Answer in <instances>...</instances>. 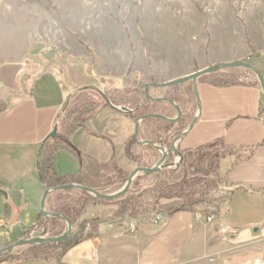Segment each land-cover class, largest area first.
Masks as SVG:
<instances>
[{
	"label": "crops",
	"instance_id": "1",
	"mask_svg": "<svg viewBox=\"0 0 264 264\" xmlns=\"http://www.w3.org/2000/svg\"><path fill=\"white\" fill-rule=\"evenodd\" d=\"M35 12L37 9H32L27 18L16 16L8 24L9 30H15L0 35V188L7 195L5 198L0 194V248L30 237L31 228L40 218L46 221L50 218L39 213L45 188L39 181L37 166L45 148L43 143L70 92L99 85L94 82L95 73L84 75L79 66L65 68L61 61H47L35 52L34 38L30 40L33 47L30 45L27 52H22L29 41L18 28L40 27L42 16ZM248 50L231 61L245 59L251 54ZM27 56L33 57L26 61ZM81 74L88 79L86 83L74 78ZM103 77L107 79V74ZM52 90L57 92L56 96L51 95ZM196 90L200 114L179 140L178 148L193 149L221 140L232 149L219 163L222 184L229 187V192L218 202L213 220L207 222L204 215L196 212L177 211L163 214L157 224L150 221L151 224L138 226L135 233H129L114 225L115 209L107 206V239L102 243L87 236L58 259L3 260L0 264H208L202 257L217 251L225 241L234 245L252 241L264 244V93L257 85H217L208 78L197 79ZM196 105L195 102L193 116ZM134 127L132 119L104 106L85 122V129L72 132L68 141L99 163L114 155L116 163L130 172L134 164L124 155V142L133 135ZM66 157L79 163L68 150L60 151L55 158L59 176L76 174L65 169L70 163L58 170L60 160ZM52 194L45 201L47 210ZM92 205L98 206L92 201L85 202L81 219L94 217Z\"/></svg>",
	"mask_w": 264,
	"mask_h": 264
},
{
	"label": "rangeland",
	"instance_id": "2",
	"mask_svg": "<svg viewBox=\"0 0 264 264\" xmlns=\"http://www.w3.org/2000/svg\"><path fill=\"white\" fill-rule=\"evenodd\" d=\"M32 9H37V16H42L41 26L34 29L18 28L23 33V38L29 41V46L25 44L22 52H27L30 45L33 47L34 44L30 43V40L34 38V48H37L35 52L42 54L47 61H61L65 68L75 69L79 66L84 75L95 73L96 80L90 82L99 84L92 86L95 88L92 91L78 93V89H74L69 94L72 98L69 100L68 96L66 97L64 107L61 108H65V117L58 121L56 136L46 138L47 141H52V146H46L39 156L45 162L40 174L47 178L51 173L48 170V159L53 150L64 141L66 126L74 123L75 116H72V111L80 103L93 101L101 106L100 111L105 106L104 99L108 96L117 107L133 108L149 101L144 95L146 83H163L205 66L235 60L233 58L241 56L249 51L248 49L251 54L240 61L250 62L257 69L260 68V72H264V0H0V35L5 36L8 31L15 30H9L8 24L12 20L15 21L16 16H31ZM217 73V79H223L227 83L256 81V84H259L256 76L247 69L225 68ZM104 74H107V79L103 77ZM74 78H79L77 80H81L80 83L88 81L82 74ZM210 78L214 80V77H209L208 80ZM186 85H189V81L182 83L181 89ZM181 91L179 90L180 93ZM148 92L154 97H167L169 93L176 96L172 90L156 86L149 88ZM56 94L55 90L51 91L52 96ZM177 103L186 115L190 113L193 116L194 102L190 105L189 101L181 96ZM56 157L57 155L51 161V168L58 175L55 171ZM63 159L60 160L58 170L70 163V167L65 169L78 173L83 182L94 181L92 177L104 179L109 173L106 166H99L90 159L84 163H81L79 158V163L75 159L72 162L68 157ZM37 174L39 178L38 167ZM150 179L145 182H150ZM39 181L46 188L40 178ZM213 190L208 196L211 199H214L215 195ZM51 196L53 198L51 197L47 204L50 210L54 208L51 211L61 208L67 210L77 203L79 206L76 209H80V206L85 208V202H94L92 195L89 198L79 196L78 199L72 195ZM152 196L148 195L143 205H151L153 200H156ZM179 202L178 197L157 199L159 205L161 203L166 207L175 206ZM97 204L98 206L92 205L95 214L89 219L95 218L101 223L86 224L83 234L87 229L86 237L93 236L100 244L102 240L107 239V206L116 210L117 205L115 202ZM208 206L211 205L207 204L206 207ZM115 210L114 225L127 232L129 231L118 222L121 218L132 219L137 227L149 225L153 219H150L151 214L145 213L144 210L135 211V217H120ZM209 211H217V208ZM52 219L56 220L59 226H55ZM65 228L66 224L61 219L50 217L46 221L40 218L31 228L33 231L28 238L57 236ZM224 243L217 251L202 258L207 260L208 264H264V244L259 241L236 245L228 241ZM59 249L62 248L59 247L56 251ZM31 257L29 252L18 246L2 259L22 262ZM2 259L0 258V261H3Z\"/></svg>",
	"mask_w": 264,
	"mask_h": 264
},
{
	"label": "trees",
	"instance_id": "3",
	"mask_svg": "<svg viewBox=\"0 0 264 264\" xmlns=\"http://www.w3.org/2000/svg\"><path fill=\"white\" fill-rule=\"evenodd\" d=\"M30 58V56H27L24 60H27ZM221 72L223 70H220ZM218 71L202 75L198 77L197 79H206V77H214V80L210 78V82L217 85H226V84H236L232 82H228L225 80L217 79L218 75L216 74ZM216 76V77H215ZM220 77V76H219ZM248 84L252 85H259L255 82H249ZM179 85L173 86L169 88L173 91L176 96H174L172 93H169V98L172 101H180L181 96H184L187 101H189L190 105L192 103H195V97L192 92V86L186 85V87H183ZM188 86V87H187ZM260 86V85H259ZM258 86V87H259ZM93 87L87 86L82 87L78 89V93L84 92V91H92ZM97 90V89H96ZM179 90H182L181 93ZM75 96V95H74ZM69 100L72 98V95L67 97ZM104 105H107V99H104ZM64 107V106H63ZM76 109L72 111V116H75L73 119V124H70L69 126H66L65 131V139L63 142H61L58 147H56L53 150V153L51 154L50 158L48 159V170L51 171L50 176L44 177L42 174H40L41 168L44 167V161L39 158V164H38V171H39V178L41 182L45 185L46 188L53 187L60 184L65 183H77V184H83L91 188H98V191L101 193H111L112 191H115L119 188H121L125 176H127V173L124 171H118V175L116 173H113V175L107 176L104 179H97L96 177H92L94 181L91 182H83L81 177H78L76 174H67L63 176L56 175L53 171L51 161L52 159L62 150H68L73 156H75L77 159L79 158L80 162L84 163L87 161V159H90L93 161V163L99 165V166H107V163H99L94 158H91L90 156H87L85 154H82L79 152L75 147H73L69 141L66 135L68 136L75 130L82 128L85 129V122L96 115L99 112V109L101 106L96 104L95 102H85L80 103L78 106H75ZM65 108L61 109L59 114L57 115L54 125L58 128L59 125V119H63L65 117ZM62 114V115H61ZM62 116V118H61ZM192 118V115L190 113H187L178 123H177V129H184L189 123V120ZM166 125H170L167 123ZM174 137V135L171 136V139ZM157 143H164L168 144L169 142L162 141L159 139H156ZM52 141H45L43 143V147L46 146H52ZM130 140H128L125 144V154L130 159H135L133 156V153L131 151V144ZM232 149L225 146L221 140H215L211 143H207L204 145H200L193 149H186V150H178L181 161L179 166L176 169H169L165 167L159 172L152 173L150 175L141 174L137 176L134 181L131 183L129 188L122 194L121 196L114 198L112 200H102L93 197V200L95 203H116L117 209L115 210V213L117 215L121 216H128V217H135L136 212H141V210L146 211L145 213H150V219H152L155 214L157 213H163V214H172L177 211H194L199 213L206 212V205L209 204L211 201H213L211 198H209V193L211 190L215 189L219 184L223 182V176H221L218 172L219 170V163L220 160L224 157V154L227 152H231ZM142 155L148 156L156 154V151L152 147H147L142 149ZM173 157L172 155H168L167 157V163H170L172 161ZM112 163V160L109 162ZM146 167L149 166L148 162H144ZM81 168V166L79 167ZM46 176V175H45ZM148 178H151L150 182H145ZM116 179H119L117 181V184H115ZM99 180V181H98ZM100 183V184H97ZM45 188V189H46ZM58 192H64L68 196L72 195L77 198H80L79 196L89 198L91 195L80 190L76 189H68V190H61V191H54L53 194H56ZM148 195H153L152 197L156 200H153L151 205H143L144 199ZM206 196V198H205ZM180 198V202L176 203L175 206L166 207V205H160L157 203L158 198H166V199H173V198ZM77 198V199H78ZM141 200V201H140ZM68 206V205H67ZM78 203L71 205L70 209H55L56 212L62 213L64 216L68 217L69 220L72 223V235L68 239H66L63 242H56V243H48V244H41V245H22L19 247H22L24 250L29 252L32 257L30 259L24 260L22 262L30 261V260H36V259H42V260H49V259H58L61 254L68 249L69 247L79 243L81 240L86 238V235L83 234V229L86 224L91 225V223H98L97 219L87 220V219H81V215L83 213L84 208L81 206L78 208ZM52 222L55 223V226H59V223L56 220L52 219ZM94 225V224H93ZM81 231V233H79ZM61 233V232H60ZM79 233V234H78ZM61 247L62 249H59V251H56L57 248ZM18 248V247H16ZM11 251L7 252L3 256L10 255ZM1 256L0 258L2 259ZM2 260L5 261V258Z\"/></svg>",
	"mask_w": 264,
	"mask_h": 264
},
{
	"label": "water",
	"instance_id": "4",
	"mask_svg": "<svg viewBox=\"0 0 264 264\" xmlns=\"http://www.w3.org/2000/svg\"><path fill=\"white\" fill-rule=\"evenodd\" d=\"M225 68H243V69H247V70L251 71L256 76V78L259 82L260 88L264 93V75L252 63L245 62V61H228V62L216 63V64H212L209 66H205L201 69L193 71V72L186 74L184 76L175 78L173 80H169V81H166L163 83L146 85L145 94L149 99H153L148 94L147 89L149 86H156V87L164 88V87H168V86L182 84V83L187 82V81H191L192 87H193V92L195 95V101L197 104V112L194 114V116H193L191 122L188 124V126L184 130H182L181 132H179L177 134V136L174 138V140L172 141L170 146H168L167 148H160V151H161L160 154L161 155H160V158L155 163V165L151 168H142V167L135 168L126 178L124 185L118 191L113 192V193H101L94 188H91V187H88V186H85L82 184H76V183H65V184H60V185H56V186L44 189L42 196H41V199H40L39 213L42 216L61 219L66 224L65 230L61 234H59L57 236H53V237H31V238L18 239L16 241H14L13 243L0 248V257L5 255L7 252L11 251L12 249H14L15 247H18V246L41 245V244H48V243L63 242L66 239H68L69 237H71V235H72V223L69 220V218L64 216L62 213H59L56 211H49V210L45 209L46 198L52 192L61 191V190H68V189H76V190L84 191V192H86V193H88V194H90V195H92L98 199L112 200V199L117 198V197L121 196L122 194H124V192L129 188L132 180L134 179V177L138 173L152 174V173L159 172L163 168L169 166V164L165 163V160L167 159V155L169 153H174V155L175 154L179 155V153L176 150V146H177L179 140L182 137H184V135L192 128V126L194 125V123L196 122V120L200 114L199 97L197 95V90H196L197 78L202 76V75H205V74H209V73H213L216 71L223 70ZM166 100L170 102V100H168V99H166ZM56 129H57L56 126H54L46 138H54L56 136ZM179 158H180V156H179ZM0 194L3 195L5 198L7 197L6 192L4 190H2L1 188H0ZM79 233H81V231Z\"/></svg>",
	"mask_w": 264,
	"mask_h": 264
},
{
	"label": "flooded vegetation",
	"instance_id": "5",
	"mask_svg": "<svg viewBox=\"0 0 264 264\" xmlns=\"http://www.w3.org/2000/svg\"><path fill=\"white\" fill-rule=\"evenodd\" d=\"M190 82V85L192 86V82ZM152 84L151 82L146 83V85ZM179 85V84H178ZM176 86V85H173ZM173 86H168L164 88H171ZM146 87V86H145ZM153 86H149V88H152ZM186 87V86H184ZM188 87V86H187ZM192 92H193V87H192ZM149 96L153 99H149L144 90V95L146 99H149L147 103H140L137 104V106L133 108H127V107H117L116 105H113L112 101L110 98L107 96V107L110 109H113L119 113H122L129 117L130 119L133 120L134 122V130H133V135L130 136L125 142H124V155L127 159H129L131 162L134 164V168L130 171L127 172L123 170L115 161L114 155L110 157V159L106 162L107 163V170H109V173H107V176L113 175V173H116L118 175V171H124L127 173V176H125L124 181L122 186L124 185L126 178L128 175L137 167H142V168H151L155 165L157 160L160 158V148H167L168 146L171 145L172 141L174 138L177 136L179 132H181L184 129H177V123L186 115L184 111L180 108L178 105L177 101H172L168 96L165 97H154L150 95L148 92ZM194 95V92H193ZM195 97V95H194ZM166 99L170 100L167 101ZM156 107H163V108H169L168 110H162L161 108H156ZM171 110V111H170ZM169 123L170 125H166ZM82 129V128H81ZM174 135V137L171 139V136ZM156 139L162 140L169 142L168 144L164 143H157ZM130 140L131 144V151L133 153V156L135 159H130L129 157L126 156L125 154V144L126 142ZM107 141L110 143V141L107 139ZM147 147H152L155 151L156 154L153 155H148V156H143L142 155V149L147 148ZM176 150L178 152L179 148L176 146ZM179 153V152H178ZM168 155H172L173 159L170 163H167V159L165 160V163L169 164V166L174 162V156L177 155L174 153H169ZM167 155V157H168ZM180 154L178 155V157ZM112 160V163H109ZM181 161V156L178 160V163L175 168H170L167 166L169 169H176ZM148 162L149 166L146 167L144 166L145 163ZM164 169V168H163ZM150 175L146 173H138L134 179L141 175ZM76 175L79 177V174L76 173ZM132 180V182L134 181ZM151 180V179H150ZM117 181L119 179H116V182L114 185L117 184ZM131 182V183H132ZM77 184V183H76ZM83 185V184H82ZM131 185V184H130ZM86 186V185H85ZM121 186V187H122ZM95 189V188H94Z\"/></svg>",
	"mask_w": 264,
	"mask_h": 264
},
{
	"label": "built area",
	"instance_id": "6",
	"mask_svg": "<svg viewBox=\"0 0 264 264\" xmlns=\"http://www.w3.org/2000/svg\"><path fill=\"white\" fill-rule=\"evenodd\" d=\"M0 88H1V82H0ZM179 157L178 155L174 156V162L169 166L170 168H175L177 163H178ZM212 192L215 193L214 195V199H212L213 201L211 203H209V205L206 207V212L204 213H199L204 215L205 220L207 222H210L211 220H213L215 212H211L209 210H213L215 208H217L218 202L222 199L225 198L229 192V187L226 184H219ZM213 209H212V208ZM163 213H157L155 214V216L152 219V223L153 224H157L159 221H161L163 219ZM118 222L124 226V228H126L129 232L133 233L136 230L137 225L135 224V222L132 219H128V220H124L123 218H121L120 220H118ZM0 225H1V221H0Z\"/></svg>",
	"mask_w": 264,
	"mask_h": 264
}]
</instances>
